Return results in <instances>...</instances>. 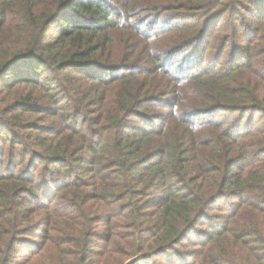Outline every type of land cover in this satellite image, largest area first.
<instances>
[{"label": "trees", "instance_id": "1", "mask_svg": "<svg viewBox=\"0 0 264 264\" xmlns=\"http://www.w3.org/2000/svg\"><path fill=\"white\" fill-rule=\"evenodd\" d=\"M160 257L264 264V0H0V264Z\"/></svg>", "mask_w": 264, "mask_h": 264}, {"label": "rangeland", "instance_id": "2", "mask_svg": "<svg viewBox=\"0 0 264 264\" xmlns=\"http://www.w3.org/2000/svg\"><path fill=\"white\" fill-rule=\"evenodd\" d=\"M215 25H216V24H215ZM185 58H186V55H180V56H178L177 58L175 57L174 60H175V62H176V65H177L178 63H180L181 61H183ZM185 64H186V61L184 60L183 63L181 64L182 67L185 66ZM176 67H178V66H176ZM216 116H218V117H222V116H224V114H223V113H219V114H217ZM204 118H206V117H199L198 119H204ZM135 123H136L137 125H142V126H144V127L149 126V123H147V122H143V121H141L140 119H138V122L135 121ZM206 224H207V223L203 222V223L201 224V226H206ZM189 249H190V248H189ZM182 257L185 258L184 256H182ZM185 260H188V259H185ZM142 264H168V262L166 261V259H165L164 257H160V258H156V259L153 260V261H149V260H147V261L143 262Z\"/></svg>", "mask_w": 264, "mask_h": 264}]
</instances>
